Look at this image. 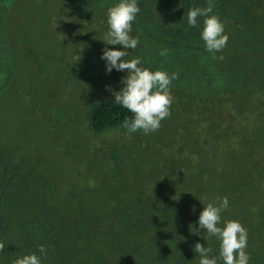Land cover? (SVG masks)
Segmentation results:
<instances>
[{"label":"trees","instance_id":"1","mask_svg":"<svg viewBox=\"0 0 264 264\" xmlns=\"http://www.w3.org/2000/svg\"><path fill=\"white\" fill-rule=\"evenodd\" d=\"M66 1L70 3L71 10L81 13L84 20L90 23L120 2ZM212 2L214 7L209 15L219 17L229 37L222 52L215 53L217 57L222 55L223 60L213 59V54L206 50L201 39L204 17L198 18L196 27L187 23L188 11L195 7H207V0H137L140 12L132 24L130 36L138 37L139 43L134 50L128 49L126 58H142L139 67L153 72L162 70L169 74L178 73V79L170 84V91H176V98H179L181 92L185 99L190 98L194 104L195 98H207L203 96L206 92L222 99L233 94L240 95L241 101L236 107L239 115L227 104L221 113L229 116L230 120L236 116H249L251 121L263 102L249 101L243 97L258 96L264 90L263 85L249 84L247 73V67L264 62V0ZM13 3L14 0L0 2V106L7 104L10 91L14 93L11 100L23 95L22 83L17 84L16 78L18 64L37 61L35 55L27 52L24 47L28 41L18 42L21 39L18 26L14 34L4 25V20L8 21L10 17L8 9L18 5L19 1ZM33 13L39 20L38 13L34 10ZM20 16L17 11L16 19ZM165 48L168 49L167 56H160V51ZM89 63L96 66L99 61L94 57ZM73 67L71 64V69ZM87 72L91 76L95 74L90 70ZM72 73L73 82L83 84L86 78L83 72ZM107 93H104L107 98L97 95L89 97L87 108L81 116L72 111L73 105L62 109L54 102L53 94L48 99L49 104H41L38 109L43 111L44 116L50 117L48 126L53 130L86 129L94 136L107 133L111 139L112 135L117 134L133 140L149 136L150 133L145 135L141 131L127 132L123 122L132 119V113L115 104V97H109ZM81 94L83 92L78 91L75 96ZM201 106L205 105H198L199 108ZM215 123L219 125L216 132L221 136V141L227 133L224 128L227 125L223 126L217 121ZM18 137L13 134L9 136L0 130V243L5 245L4 251L0 252V264H13L14 260L31 254H36L41 264H199L200 257L193 251L196 243L210 247L212 251L208 254L209 258H217L218 264H222L219 261L220 242L214 236L202 242L205 230L199 229L197 223L204 206L215 201L213 197H220V188L215 186L221 179H212V174L199 177L214 161L213 156L210 157L211 153L200 160L198 165L192 158L188 167L170 170L165 180V189L169 191L168 204L162 194L148 189L149 176H135L131 173L136 162L135 150L126 144L112 145L109 138H104L103 145L99 147L100 151L105 152V157L100 158L104 159V163L98 167L81 166L78 160L71 157V163L80 168L88 182L90 195L110 196V193H98L96 187L107 186L106 181L111 178L117 187L111 193L112 200L120 197L125 200L108 205L107 209L102 205L96 209L90 207L92 203L86 201L89 198L81 193L83 190H76L69 180L70 175L69 179L58 181L43 171L44 163L54 162L48 147L38 148L35 154H25L29 152L23 146L27 142ZM63 151L65 157L77 153L72 144L65 146ZM222 151L230 155L228 148ZM247 155L249 158L251 150ZM232 157L235 160L241 158L238 154ZM209 159V164L203 167ZM243 161L247 163L246 159ZM167 171L169 169H165ZM87 172L97 176L100 182L94 181ZM224 186L222 183L221 187ZM125 195L129 199H124ZM173 202L175 204L171 206ZM63 203H69L72 209L66 208ZM180 203L183 207L187 206L188 210L191 208L184 216V223H181ZM257 211L252 208L244 214H231L229 203L221 214L220 226L229 220L248 223V216L258 217ZM14 213L19 215H12ZM24 214L30 215L29 218L23 219ZM154 214L159 219L153 220ZM172 220L179 223L183 234L171 233ZM192 227L199 229L200 234H193L190 231ZM263 230L264 226L257 227L256 234ZM164 233L170 235L164 237ZM137 243L142 245L136 246ZM40 245L46 246V256L39 252ZM248 254V264H264L262 246Z\"/></svg>","mask_w":264,"mask_h":264},{"label":"rangeland","instance_id":"2","mask_svg":"<svg viewBox=\"0 0 264 264\" xmlns=\"http://www.w3.org/2000/svg\"><path fill=\"white\" fill-rule=\"evenodd\" d=\"M18 1V5L8 9L10 17L8 16V21L4 20V25L14 34L18 26L21 35L18 42L28 41L24 47L27 52L35 55L37 61L36 63L24 61L18 64L16 78L17 84L22 83L23 95L11 100L14 93L13 91L8 93L7 104L0 106V130H4L9 136L18 135V139L26 141L23 146L29 152H24L25 154L30 152L35 154L38 148L48 147L54 162L44 163L43 171L50 178L58 181L69 179L70 175L69 180L76 190H83L81 193L89 198L86 201L92 203L90 207H97L96 209L101 205L107 209L108 205H114L123 199L120 197L112 200L111 193L117 187L111 178L107 179V186L96 187L98 193H110V196L90 195L88 182L80 168L71 163V157L78 160L81 166L98 167L104 163V159L100 160V158L105 157L103 155L105 152L99 150L104 138H109L112 145L126 144L135 150L136 162L131 173L135 176L140 174L143 177L149 176L148 189L162 194L165 203L168 204H170L169 191L165 189V180L170 170L188 167L192 158L198 165L200 160L211 153L210 157L213 156L214 161L199 177L212 174V179H221L215 187L220 188V197H227L231 203V214H244L252 208L258 210L257 218L248 216V223H241L247 229L245 251L251 253L258 246L264 248V230L256 234L257 227L264 226V90L258 96L243 97L245 100L263 102L251 121L249 116H236L234 120H230L229 116L221 113L226 104L236 111L237 104L241 101L240 95L233 94L222 99L206 92L203 96L207 98H195L194 104L190 98L185 99L181 92L179 98H176V91L172 90L170 93L174 99L170 107V116L164 119L158 131L142 139L133 140L120 134L112 135L111 139L107 133L94 136L86 129L53 130L48 126L50 117L44 116L43 111L38 107L41 104L48 105V99L53 94L54 102L62 109L73 105L72 111L77 116H81L87 108L89 97L97 95L107 98L104 94L106 92L109 97L114 96L113 91L118 92L124 87L121 81L127 76V71L113 69L108 73L106 61L101 59V56L106 47L121 51L123 49L120 45H105L103 42L104 34L108 30L107 12L90 23L84 20L81 13L75 9L71 10V5L66 0ZM33 10L38 13L39 20ZM17 11L21 15L18 19H16ZM89 32L92 34L90 35ZM94 57L99 61L96 66L89 63ZM71 64L74 66L72 69ZM247 69L248 83L264 87V62ZM87 70L95 74L91 76ZM72 71L83 72L86 77L83 84L73 82ZM78 91L83 94L75 96ZM198 105L205 106L199 108ZM236 112L239 115V112ZM215 121L223 126L227 125L224 127L227 133L221 141L219 139L221 136L216 132L219 125ZM69 144L76 147L77 153L65 157L63 149ZM224 148L229 149L231 156L226 151H222ZM249 150L251 155L248 158ZM237 154L246 159L247 163L241 158L237 157L235 160L232 157ZM209 162L210 159L203 167ZM165 169L169 171L165 172ZM87 174L94 181L100 182L97 176L90 172ZM222 183L225 184L224 187H221ZM125 196L124 199H129L127 195ZM213 199L216 200L215 197ZM174 204L175 202L171 206ZM63 205L70 208L69 203ZM180 205L181 223H184L186 219L184 216L191 211V208L188 210L187 206L183 207L181 203ZM30 206L33 207V204ZM12 215L16 216L19 213ZM29 216L24 214L23 219ZM154 219H159L157 214L153 215ZM170 226L171 233L183 234L179 223L172 220ZM164 234V237L170 235ZM204 241L202 237V242ZM140 245L142 243L136 244V246Z\"/></svg>","mask_w":264,"mask_h":264},{"label":"clouds","instance_id":"3","mask_svg":"<svg viewBox=\"0 0 264 264\" xmlns=\"http://www.w3.org/2000/svg\"><path fill=\"white\" fill-rule=\"evenodd\" d=\"M214 5L212 0H207V7H195L187 13V23L191 27L197 26L199 17H204L201 39L205 43L206 50L213 54V59L223 60L221 55L217 57L215 53L222 52L227 46L228 35L225 34V25L218 16L209 15ZM140 12L137 0H120V2L107 10L108 30L104 34L105 45H121L124 50H113L105 48L101 59L106 61V71L111 73L113 69L117 71H127V76L122 78L124 87L120 91H113L114 103L122 106L132 113V119H125L123 127L128 133L141 131L147 135L158 131L161 121L170 116V107L173 97L170 93V84L178 79V73L171 74L162 71H150L141 68L142 58L137 57L127 60L128 49L134 50L139 38L130 36L132 24L136 15ZM168 49L160 51V56H167ZM228 198L217 197L215 201L204 206L198 219L199 229H203V238L215 237L220 243L219 261L222 264H248L249 254L247 248V229L235 220L222 223L221 214L228 208ZM199 229L191 228L193 234H200ZM5 245L0 243V252L4 251ZM39 252L46 256V246L40 245ZM193 251L200 257L199 264H218L217 258H209L212 251L210 247H205L196 243ZM13 264H41L40 258L36 254L25 255L13 261Z\"/></svg>","mask_w":264,"mask_h":264}]
</instances>
